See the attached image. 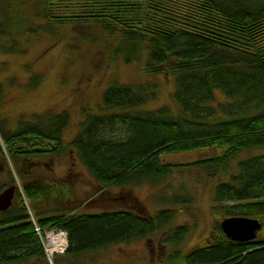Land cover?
Instances as JSON below:
<instances>
[{"label":"trees","instance_id":"trees-1","mask_svg":"<svg viewBox=\"0 0 264 264\" xmlns=\"http://www.w3.org/2000/svg\"><path fill=\"white\" fill-rule=\"evenodd\" d=\"M29 1L50 24L23 31L54 35L55 26H97L118 41L115 54L126 63L143 60L147 74L175 77L179 115L167 106L139 110L155 99V90L118 81L103 94L107 113L87 115L70 146L101 187L158 182L186 166L213 169L214 176L232 167L234 171L215 187V212L223 219H257L264 226V0ZM8 8L2 10L7 19ZM39 78L31 79V89L38 87ZM3 100L0 84V103ZM69 123L67 112L22 118L15 131H7L0 120L8 157L38 226L68 233L62 263L85 264L90 253L149 239L166 228L175 215L172 209L147 216L132 197L131 204L120 209L79 213L72 207L70 189L65 191L67 178L34 173L46 164L33 157L51 159L62 151ZM212 146L227 149L219 157L187 165L159 157ZM2 149L0 156L6 158ZM242 153L247 156L236 168L233 161ZM27 163H34L28 175L23 168ZM7 171L11 180L5 187L14 185L13 173ZM221 221L204 245L186 255L173 252L169 261L264 264V237L232 241L224 235ZM189 231L187 226L177 227L165 242L179 244ZM26 263L49 264L25 199L16 189L12 207L0 212V264Z\"/></svg>","mask_w":264,"mask_h":264},{"label":"rangeland","instance_id":"rangeland-1","mask_svg":"<svg viewBox=\"0 0 264 264\" xmlns=\"http://www.w3.org/2000/svg\"><path fill=\"white\" fill-rule=\"evenodd\" d=\"M8 5L7 19L6 12L2 10H6ZM40 15L32 1L0 0V84L4 93L0 120L3 128L15 131L22 118L28 120L33 115L69 114L70 123L63 133L62 151L51 159L33 157L39 164H46L36 167L37 172L34 173L38 177L67 178L65 191L70 189L74 200L72 207L79 213L120 209L131 204L132 197L140 202L147 216H154L162 209L175 211L171 223L151 238L90 253L83 260L85 264H182L169 261V255L173 252L186 255L211 238L216 224L223 219L214 210L215 187L220 181H225L234 168L227 167L226 172L223 170L214 176L213 169L186 166L174 169L171 175L158 182L139 181L129 186L101 187L70 146L87 115L107 113L102 98L115 81L134 86L148 85L155 90V99L139 110L167 106L172 113L179 115L181 110L174 98L175 77L147 74L143 60L126 63L115 54L118 41L109 39L97 26L81 29L71 25L55 26L54 35L46 32L33 35L23 31L45 28L50 24ZM34 76L40 77V84L31 89L29 83ZM219 99H222L221 95ZM0 146L7 155L6 158L0 156V194L10 186L4 185L11 180L7 173L11 170L14 186L24 197L36 229L38 223L24 196V185L8 157L1 131ZM226 149L212 146L190 152L162 153L159 157L162 162L187 165L219 157ZM246 156V153L239 155L233 161L234 167L237 168L238 161ZM33 164L23 166L27 175ZM181 226L189 228V235L179 244L166 243L168 232ZM53 230L64 233L66 243L60 247L61 251L50 253L46 242ZM42 232L39 238L48 263L56 264L59 260L65 264L62 257L69 247L68 233L58 228H42ZM258 237H264V226Z\"/></svg>","mask_w":264,"mask_h":264},{"label":"water","instance_id":"water-1","mask_svg":"<svg viewBox=\"0 0 264 264\" xmlns=\"http://www.w3.org/2000/svg\"><path fill=\"white\" fill-rule=\"evenodd\" d=\"M15 189L16 186H12L0 194V212H6L12 207ZM220 227L224 235L230 240L249 242L257 239L263 225L257 219L235 216L223 219Z\"/></svg>","mask_w":264,"mask_h":264},{"label":"bare ground","instance_id":"bare-ground-1","mask_svg":"<svg viewBox=\"0 0 264 264\" xmlns=\"http://www.w3.org/2000/svg\"><path fill=\"white\" fill-rule=\"evenodd\" d=\"M49 248L51 252H56L58 247H62L66 243V237L61 232H50Z\"/></svg>","mask_w":264,"mask_h":264},{"label":"built area","instance_id":"built-area-1","mask_svg":"<svg viewBox=\"0 0 264 264\" xmlns=\"http://www.w3.org/2000/svg\"><path fill=\"white\" fill-rule=\"evenodd\" d=\"M35 232L37 233V235L38 236H41L42 235V228L41 227H39V226H37V228L35 229ZM51 232H59V230H53V231H51ZM62 233V232H61ZM50 234V233H49ZM64 234V233H63ZM66 237V236H65ZM49 242H50V237H49V235H48V241L46 242V245H47V247H48V251L50 252V253H54V252H51V248H49ZM67 247V246H66ZM62 250V249H61ZM60 250V247H58V249H57V251H61ZM56 251V252H57ZM45 252V251H44Z\"/></svg>","mask_w":264,"mask_h":264},{"label":"flooded vegetation","instance_id":"flooded-vegetation-1","mask_svg":"<svg viewBox=\"0 0 264 264\" xmlns=\"http://www.w3.org/2000/svg\"><path fill=\"white\" fill-rule=\"evenodd\" d=\"M12 186H14V185H12ZM12 186H9L8 188H10V187H12ZM8 188H6V189H8ZM15 196H16V189H15ZM15 199V198H14ZM13 202H14V200H13Z\"/></svg>","mask_w":264,"mask_h":264}]
</instances>
